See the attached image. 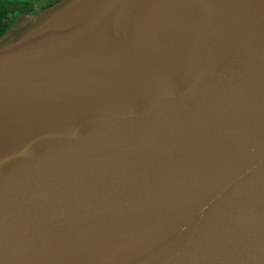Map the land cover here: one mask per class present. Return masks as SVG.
<instances>
[{
	"label": "water",
	"instance_id": "obj_1",
	"mask_svg": "<svg viewBox=\"0 0 264 264\" xmlns=\"http://www.w3.org/2000/svg\"><path fill=\"white\" fill-rule=\"evenodd\" d=\"M0 264H264V0H60L0 39Z\"/></svg>",
	"mask_w": 264,
	"mask_h": 264
},
{
	"label": "flooded vegetation",
	"instance_id": "obj_2",
	"mask_svg": "<svg viewBox=\"0 0 264 264\" xmlns=\"http://www.w3.org/2000/svg\"><path fill=\"white\" fill-rule=\"evenodd\" d=\"M59 1L60 0H23L22 2H13L0 0L4 8V14L2 15L0 12V17H2L6 27V31L0 39L20 28L26 21L43 13Z\"/></svg>",
	"mask_w": 264,
	"mask_h": 264
},
{
	"label": "trees",
	"instance_id": "obj_3",
	"mask_svg": "<svg viewBox=\"0 0 264 264\" xmlns=\"http://www.w3.org/2000/svg\"><path fill=\"white\" fill-rule=\"evenodd\" d=\"M0 12L2 13V15L4 14V8L1 3H0ZM5 31H6L5 23L2 20V17H0V38L5 33Z\"/></svg>",
	"mask_w": 264,
	"mask_h": 264
},
{
	"label": "rangeland",
	"instance_id": "obj_4",
	"mask_svg": "<svg viewBox=\"0 0 264 264\" xmlns=\"http://www.w3.org/2000/svg\"><path fill=\"white\" fill-rule=\"evenodd\" d=\"M6 1L22 2L23 0H6Z\"/></svg>",
	"mask_w": 264,
	"mask_h": 264
}]
</instances>
